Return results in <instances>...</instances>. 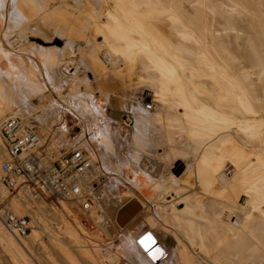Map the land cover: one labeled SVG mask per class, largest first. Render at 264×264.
Here are the masks:
<instances>
[{
  "label": "rangeland",
  "instance_id": "1",
  "mask_svg": "<svg viewBox=\"0 0 264 264\" xmlns=\"http://www.w3.org/2000/svg\"><path fill=\"white\" fill-rule=\"evenodd\" d=\"M56 1L38 0L42 5L48 2L56 4ZM93 4L96 5L90 20L102 22L108 16L106 7L98 1H93ZM161 4L169 14L155 19L157 22H160L159 19H170L168 25L171 31L177 33L175 43L178 58L189 65V71L197 78L207 79L204 83L195 80L194 92L208 93L216 101L223 100L220 107L214 105L221 114L212 109L207 113L204 110L213 127L206 138L213 139L219 129L225 132L219 139L231 134L233 138L235 134L243 148L242 156L245 151H251L258 160L257 165H264V153L258 152V148L264 146V77H260L264 69V0H161ZM232 8L237 9L236 13L231 11ZM19 11L11 0H0V122L10 115L34 120L43 136V147L56 156L70 151L76 145L91 150L81 137L68 138L60 128V122L68 114L79 120L81 128L86 122L97 121L98 112L92 109L90 102L94 97H100L108 109L104 115L107 126L103 129V138L104 142L109 141L112 145L104 168L105 176L110 180L103 203L91 216L102 223L101 236L93 240L84 236L79 219L87 222L88 217L82 215L73 201L63 200L62 203L58 197L42 193L35 195L30 189L9 190L0 182V224L3 238L9 244L6 245L0 235V264H142V257L136 254V249L131 246L133 244H123L124 239L130 237L117 231L116 222H113L119 207H116L118 202L113 203L111 190L113 186H123L120 178L132 185L150 179L152 186L154 183L163 186V192L154 194L153 203L161 205V210H158L161 216L156 213L158 217L164 219L167 216L166 220L171 216V224L166 220L170 227L161 229L152 219L153 212L147 204L141 209L139 217L132 219L131 228L142 226L144 231L156 230L167 239V244L171 240L177 242L179 248L170 264H264V192L249 194L247 204L243 199L241 203L247 205L245 209L235 210L229 206L219 215L210 213L203 217L197 207L200 197L190 200L197 194L196 185L188 186L187 190L181 187L180 179L185 176L187 166L194 163L201 150V146H197L194 151L191 148L194 140L201 141V127L203 124L205 126L206 120L200 113L186 122L168 119L185 113L179 106V109L173 108L174 93L169 87L164 93V78L165 83H172L177 77L171 61L166 56L159 59L160 68L167 77H160L159 72L148 65L155 80L152 79L154 77L148 79L143 72L147 86L132 89L125 96L109 84V70L99 74L92 66L91 57L98 53L103 55L105 69L112 67L113 61L109 58V47L104 43V35L98 34L96 42L91 37L93 41L85 47L80 42L68 41L65 44L67 36L65 38L61 30H56L50 38L32 36L30 39L25 29L26 18L19 16ZM54 12L49 14L50 19H53ZM229 30L232 31L229 35L224 34ZM100 32L101 27L95 23L92 33L95 35ZM163 45L168 46L169 41L163 40ZM178 58L175 59L180 61ZM246 70L252 73V79L242 75ZM188 87L192 88L191 85ZM147 88L149 91L145 90ZM195 100L200 105L196 96ZM125 102L129 104L124 106ZM142 119L143 123H147L146 126ZM179 130L185 134L179 135ZM139 135H143V143ZM101 140L94 143L92 154L102 149ZM2 151L0 137V153ZM99 152L102 154V151ZM228 174H232L233 178ZM224 175L231 178L230 183L225 185L233 190L238 189L236 181L241 179V171L229 165ZM171 176L179 179V186L172 183ZM164 182L166 184H160ZM143 192L147 196L151 189L145 187ZM102 204L108 207L107 212H113H108L113 217L102 215ZM65 207L74 212L77 210L75 216L69 219L63 217L60 211L65 210ZM235 211L248 213L237 215ZM9 212L31 219V237L17 239L4 229L2 219ZM176 218H179L177 223ZM227 225L231 227L225 231ZM74 227L82 240L80 244L69 237L71 235L67 229ZM130 235L134 237V234ZM247 236H250V240H246ZM183 239L188 241L191 248ZM12 240L19 244L20 250ZM204 240H207L206 248ZM207 249L209 256L205 253Z\"/></svg>",
  "mask_w": 264,
  "mask_h": 264
},
{
  "label": "crops",
  "instance_id": "2",
  "mask_svg": "<svg viewBox=\"0 0 264 264\" xmlns=\"http://www.w3.org/2000/svg\"><path fill=\"white\" fill-rule=\"evenodd\" d=\"M93 1L101 2L106 7L108 16L102 19V22L90 20V16H93V7L96 5L93 4ZM11 2L21 10L17 14L26 18L25 29L27 34L29 33L30 39L32 36L50 38L56 30H61L65 38L67 36L65 44H68V41L70 43L80 42L85 47L84 45L93 41L92 38H94L93 42H96L98 34L104 35V43L106 42L109 47V58L113 61L112 67L109 69L106 67L105 69V64L102 61L103 55L101 56L98 53L91 57L92 66L95 72L99 74L109 70V84L112 85L114 90L121 91L125 96L132 89L143 88L146 75L149 77L148 79L154 77L152 79L155 80L153 71H149L147 68L148 65L155 68L162 77L166 74L160 68V57L166 56L171 61L177 71V77L172 83H165L163 77L164 93L169 87L174 93L173 108L179 109L181 107L180 110L184 109L185 113H182L181 116H170L168 119H173V122L189 121L200 113L199 115L206 120L205 126L203 124L201 127V141L194 140L191 148L194 151L197 146H201V150L197 154L194 163L190 167L187 166L188 170L185 176L180 179L181 187L185 190L196 185L197 194L190 197V200L193 201L196 196L200 197V203L197 207L201 210L203 217L209 216L210 213H214V216L219 215L221 211L229 206H233L235 210L245 209L247 205L241 203L243 199L247 204L249 194L258 193L259 195L264 192V188H262L264 187V165L262 163V165H257L258 160L251 151H245L242 156L243 148L238 143L235 134L233 138H231V134L223 138L224 140L219 139L220 135L225 134V132H220L219 129L217 136L213 139L208 140L206 138L210 134V130L213 129L206 113L209 109H212L215 113L221 114L214 105L220 107L223 100L216 101L208 93L194 92L195 80L204 83L207 79L197 78L189 71V65L178 58V48L175 43L177 33L171 31L172 29L168 25L170 19H159L160 22L155 19L160 15L169 14L168 10L162 7L161 0H81V5L73 3L75 0L73 2L72 0H58L56 4L48 2L43 5L38 0H11ZM54 10V17L50 19L48 16ZM27 16L31 19H28ZM95 23H98V26L101 27V32L94 35L92 32ZM163 40H168L169 45L164 46ZM188 85H191L192 88H189ZM145 90L149 91V88ZM195 96L201 106L196 103ZM128 104V102H125L123 105ZM204 110L206 113H204ZM197 119L199 120V118ZM185 130L187 129L185 128ZM181 134L185 133H181V130H179V135ZM218 139L219 142H217ZM229 165L239 169L242 174L241 179L236 181L239 185L236 190L227 187L221 179ZM228 176L233 178L232 174H228ZM186 183L189 185H186ZM234 187L233 185L232 188ZM192 205L195 206L193 203ZM211 206L212 209H216L215 212L217 213L210 208ZM247 213L246 211L243 213L235 211L237 215H247ZM223 225L224 223H222ZM229 227L231 226L227 225L224 230H229ZM232 228H234L233 225ZM247 237L246 240H250V236ZM222 239L226 240L223 237ZM203 243L205 247L207 240H204ZM169 245L170 257L162 264H170L179 248L174 240H171ZM205 253L209 256L208 249ZM224 264L232 263L225 262Z\"/></svg>",
  "mask_w": 264,
  "mask_h": 264
},
{
  "label": "built area",
  "instance_id": "3",
  "mask_svg": "<svg viewBox=\"0 0 264 264\" xmlns=\"http://www.w3.org/2000/svg\"><path fill=\"white\" fill-rule=\"evenodd\" d=\"M91 107L98 112L95 122H86L81 128L79 120L70 114L62 117L60 128L70 139L80 138L89 148V143H96L103 132L105 111L107 106L94 97ZM2 152L0 163V181L9 190L27 189L33 194H47L62 200L77 203L87 222L79 219L80 226L85 229L87 238L95 239L102 233L101 223L91 216L95 212V203L108 183L101 180L98 164L91 150L81 145L56 156L43 147L42 135L34 120L12 115L0 122ZM103 182V183H101ZM143 180L141 185L145 183ZM129 187L116 185L115 193L120 197L129 192ZM97 204V203H96ZM6 231L17 239H28L33 231L29 217H20L7 213L3 219Z\"/></svg>",
  "mask_w": 264,
  "mask_h": 264
},
{
  "label": "bare ground",
  "instance_id": "4",
  "mask_svg": "<svg viewBox=\"0 0 264 264\" xmlns=\"http://www.w3.org/2000/svg\"><path fill=\"white\" fill-rule=\"evenodd\" d=\"M75 3L76 4H81V0H75ZM191 11V10H190ZM231 11H233L234 13H236V11H237V9L236 8H232V10ZM188 12V11H187ZM194 15V14H193ZM198 17V16H197ZM199 19V18H198ZM207 29V28H206ZM204 30V29H203ZM206 31V30H205ZM232 31L231 30H229V31H225L224 32V34H226V35H229L230 33H231ZM210 34V33H209ZM242 75L243 76H245L246 77V79H252L251 78V76H252V73L250 72V71H243L242 72ZM241 75V76H242ZM260 77H264V69H262L261 70V72H260ZM245 79V78H244ZM246 81V80H245ZM92 101V100H91ZM90 104H91V102H90ZM22 107V106H21ZM147 115V114H146ZM145 115V116H146ZM149 115V114H148ZM147 115V116H148ZM10 116H12V115H10ZM18 116H20V115H18ZM147 116H146V119H147ZM7 117H9V116H7ZM6 117V118H7ZM22 117H24V116H22ZM5 118V119H6ZM26 119H30V118H27V117H25ZM145 118V117H144ZM143 120L144 119H142V123H143ZM146 121V120H145ZM92 122H95V121H92ZM138 122V121H137ZM138 123H140V124H142L141 122H138ZM85 124V123H84ZM140 124H138V125H140ZM143 124H145V123H143ZM147 125V123L145 124V126ZM137 126V125H136ZM139 127V126H138ZM143 127V126H142ZM143 130H144V128H142ZM148 129H146L145 131H147ZM148 132V131H147ZM111 133V132H110ZM138 134H139V132H138ZM147 133L145 132L144 133V135H146ZM42 135V134H41ZM113 135L115 136L116 134H114L113 133ZM0 136H1V134H0ZM140 136V135H139ZM142 137H143V135H141ZM141 136L139 137L140 138V140H141ZM80 137L82 138V135H80ZM116 139H117V137H115ZM139 138L137 137V139L139 140ZM1 139H2V137H1ZM100 139H102L103 140V142H102V140H101V144H102V149L101 150H99V151H102V154L98 151V152H96L95 151V154H94V152H93V156H94V158H95V160L97 161V164H98V170H99V172L101 173V180H103V179H105L106 181H109L108 179H107V177L105 176V170H104V168H105V160H106V158H107V155H109V151L111 150V148H112V145H111V143L109 142V141H106V142H104L105 140H104V138H103V132L100 134V137L99 138H97V141H99ZM145 139V138H144ZM82 140V139H81ZM118 141H119V139H117ZM83 141V140H82ZM96 141V142H97ZM137 141V140H136ZM142 141H144V140H141L140 142H142ZM146 142V141H145ZM144 142V143H145ZM148 142V141H147ZM43 142H41V144H42ZM121 143V142H120ZM143 143V142H142ZM139 144H141V143H139ZM138 144V146H142V145H139ZM144 145V144H143ZM89 148L91 149V150H93L94 149V146H93V144L92 143H89ZM145 148V147H144ZM143 148V149H144ZM133 149V148H132ZM95 150V149H94ZM148 150V149H147ZM134 151V150H133ZM258 152L259 153H261V154H263L264 153V146H262V147H260V148H258ZM131 154V153H130ZM132 154H133V152H132ZM118 155V154H117ZM134 155V157H135V154H133ZM133 158V157H132ZM132 160V159H131ZM112 161H113V159H112ZM0 163H1V156H0ZM103 170V171H102ZM108 174V173H107ZM172 177V176H171ZM109 178H110V175H109ZM171 179V181H172V183L173 184H175V185H177V186H179L180 185V181H179V179L176 177V176H173L172 178H170ZM221 179H222V181L226 184V185H228L229 183H230V181H231V178H227L225 175L224 176H222L221 177ZM162 181V180H161ZM160 181V182H161ZM1 182V181H0ZM123 183L124 185H127L130 189H129V192L125 195V196H123V197H119L115 192V189H116V186H113L114 188H112V190H111V193H112V195H113V203L115 204L116 202H118V206H116V207H119V209H117V211H115L116 212V217L114 218L115 219V221H113V222H116V228H117V231H120L121 232V234L124 236H126V237H130V238H125L124 239V243L123 244H125V245H127V244H133V245H131V246H134V248L136 249V251L135 252H137L136 254L138 255H140L139 256V258L140 257H142L141 259H142V264H162V263H164L165 261H166V259L170 256V246H169V244H167V239L164 237H162L156 230H154V231H151V230H146V231H144V229L142 228V226L140 227V228H131L132 226H131V222H132V219H135L137 216H138V214L141 212V209H143V206L144 205H149L148 207V209L150 210V211H152V212H150V213H152L153 215H152V219H154V221H155V223L157 224V225H159L160 227H161V229L163 228V229H165V230H167V227H170V226H168V224L170 223V218H171V216H169L170 218L169 219H167L166 218V220H168L169 221V223L165 220V217H167V216H164V219L161 217H158L157 215H156V213H158V215L160 214V211H158V210H161V209H159V208H161L160 206L161 205H159L158 203H153V201H154V199H153V197H154V194H159V192L161 193V192H163L162 191V188H163V186H162V188H161V186H159V185H155V183L153 184V186H152V183L150 182V179H147L146 180V182L145 183H143L142 185L140 184V183H137V185H132V184H129L128 183V181H126V179H121L120 178V183ZM101 183H103V182H101ZM131 183V182H130ZM160 184H166L165 182L164 183H160ZM107 185H108V183H106L105 185H104V190H103V192L100 194V197H99V199H98V201L95 203V207H96V210L98 209V205H101V202H102V200L104 199V196H105V193H106V188H107ZM145 187H149L150 189H151V193L150 194H147V196H146V194L143 192V189L145 188ZM20 190H24V188H21ZM111 198V197H110ZM106 202V201H105ZM109 202H111V201H109ZM62 203H64V201L62 200ZM75 203V202H74ZM103 203V202H102ZM76 205H77V203H75ZM112 204V203H111ZM76 205H74V207L76 206ZM104 207H103V209H102V207L100 208V209H102V215L104 216V217H107V215L108 216H110L109 214H108V212L109 213H113L112 211H108L107 212V210H108V207L107 206H105L104 204H102ZM107 205V204H106ZM159 205V206H158ZM73 206V205H72ZM78 206V205H77ZM111 206V205H110ZM67 207V206H66ZM64 208L65 210H63L62 212L60 211V213L62 214V216L63 217H65L66 219H69V218H72V217H74L75 216V212L77 211H73V209H71V208ZM116 207H114V208H116ZM165 207V206H164ZM111 208H113V207H111ZM110 208V209H111ZM79 210V209H78ZM115 210V209H114ZM158 211V212H157ZM164 211H165V209H164ZM115 214V213H114ZM165 214V213H164ZM166 215V214H165ZM169 215V214H168ZM112 216V215H111ZM110 216V217H111ZM142 216V215H141ZM160 216H161V214H160ZM163 216V215H162ZM173 216V215H172ZM113 217V216H112ZM139 217V216H138ZM239 217V216H238ZM4 219V218H3ZM3 219H2V225H3V227H4V224H3ZM113 219V218H112ZM177 219V218H176ZM99 223H101V221L99 220V219H96ZM178 220H179V218L177 219V221L175 222V223H177L178 222ZM108 221V220H107ZM236 222H238V221H236ZM133 223V222H132ZM150 223H152V221L150 222ZM154 223V224H155ZM168 223V224H167ZM102 224V223H101ZM171 224V223H170ZM234 224V223H233ZM179 225V224H178ZM79 226V225H78ZM172 227H173V225H171ZM171 227V228H172ZM175 227V226H174ZM76 228H77V226H76ZM80 228V227H79ZM102 228V227H101ZM170 228V229H171ZM4 229H5V227H4ZM78 229V228H77ZM134 229V230H133ZM6 230V229H5ZM174 230V229H173ZM67 231L69 232V235H71V236H69V237H71L70 239H72L73 241H75L76 243H82V240H81V238L78 236V234H77V230H75V227L74 228H70V229H67ZM129 231H131V233L132 234H134V237L132 236V235H130V234H127ZM144 231V233L143 234H140V232H143ZM160 231V230H159ZM175 231V230H174ZM81 232V231H80ZM3 229H2V227H1V224H0V235L2 236V238H3ZM102 234V233H101ZM120 234V233H119ZM31 236H32V234H31ZM30 236V237H31ZM84 236H87V233L85 232V229H84ZM101 236V235H100ZM99 236V237H100ZM87 238V237H86ZM133 238H135V239H133ZM149 238H151V241H149ZM4 239V241L6 242V240H5V238H3ZM87 239H89V238H87ZM95 239H98V237L97 238H95ZM90 240H93V239H90ZM13 241V240H12ZM183 242L184 243H186V245L187 246H189L190 247V244L189 243H187L188 241H186V240H184L183 239ZM7 243V242H6ZM13 243H14V246L18 249V250H20L21 249V247L19 246V244H17V242H15V241H13ZM85 243V242H84ZM6 245H8L9 246V244L7 243ZM99 245V244H98ZM191 248V247H190ZM192 252H193V254L195 255V256H197V254L192 250ZM201 259V258H200ZM199 261V260H198ZM201 262V261H200Z\"/></svg>",
  "mask_w": 264,
  "mask_h": 264
},
{
  "label": "snow or ice",
  "instance_id": "5",
  "mask_svg": "<svg viewBox=\"0 0 264 264\" xmlns=\"http://www.w3.org/2000/svg\"><path fill=\"white\" fill-rule=\"evenodd\" d=\"M149 241H151V238H149Z\"/></svg>",
  "mask_w": 264,
  "mask_h": 264
}]
</instances>
